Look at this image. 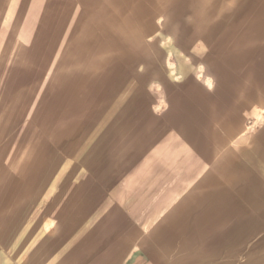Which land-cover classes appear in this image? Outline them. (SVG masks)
Instances as JSON below:
<instances>
[{
  "label": "rangeland",
  "instance_id": "374dc122",
  "mask_svg": "<svg viewBox=\"0 0 264 264\" xmlns=\"http://www.w3.org/2000/svg\"><path fill=\"white\" fill-rule=\"evenodd\" d=\"M208 1L0 0L5 247L264 264V0Z\"/></svg>",
  "mask_w": 264,
  "mask_h": 264
},
{
  "label": "crops",
  "instance_id": "0c3cea01",
  "mask_svg": "<svg viewBox=\"0 0 264 264\" xmlns=\"http://www.w3.org/2000/svg\"><path fill=\"white\" fill-rule=\"evenodd\" d=\"M199 0H189L190 4L180 5V8L187 7L188 13H183V16H194L196 17L200 14L198 8ZM206 3H210L208 0H205ZM224 0H222L223 2ZM228 8L230 12H232V16L240 17L243 10H247L249 7V0H228L227 3L223 2L220 8ZM203 13V12H201ZM225 11H217L216 16L223 18ZM237 21L233 22H248V21H240V19H236ZM185 22H205L201 20H187ZM217 22H224L223 19H218ZM256 22H259L257 20ZM262 22V21H261ZM264 22V21H263ZM262 22V23H263ZM264 128H260L259 132L263 133ZM259 133V134H260ZM263 184L262 187L256 190L257 199L264 201V180L258 183V186ZM241 214H249L247 212H243ZM251 214L255 215H263L262 212H254ZM80 232V235H75L74 239L67 240L63 244H58L57 239L42 240L40 238H35L32 241L25 242L23 237L20 240H17L15 245L10 247H5L4 243L0 241V264H138V261L131 263L135 248V241L133 242V246L129 245L127 247L112 246L114 239H112V243L110 246L106 247L103 243V238L100 240L97 238L98 244H96L93 248L89 246V237L87 233V229ZM56 237V236H55ZM72 238V237H71ZM100 240V241H99ZM42 241H46L42 243ZM130 241V240H129ZM45 244V245H44ZM54 248L53 250H51ZM51 250V251H50ZM50 251V252H49ZM201 256L202 259H201ZM210 255L199 254L197 257L192 256L188 263L192 264H201V263H209V264H227L230 259H224L223 261H218L214 259H204ZM212 257V256H211ZM197 258V259H195ZM186 263V262H185ZM184 263V264H185Z\"/></svg>",
  "mask_w": 264,
  "mask_h": 264
},
{
  "label": "bare ground",
  "instance_id": "6f19581e",
  "mask_svg": "<svg viewBox=\"0 0 264 264\" xmlns=\"http://www.w3.org/2000/svg\"><path fill=\"white\" fill-rule=\"evenodd\" d=\"M243 135V134H242Z\"/></svg>",
  "mask_w": 264,
  "mask_h": 264
}]
</instances>
